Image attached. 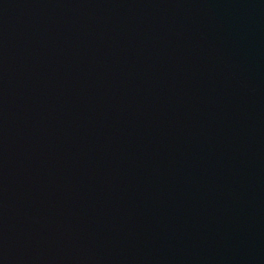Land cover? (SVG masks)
I'll list each match as a JSON object with an SVG mask.
<instances>
[{
    "label": "water",
    "instance_id": "water-1",
    "mask_svg": "<svg viewBox=\"0 0 264 264\" xmlns=\"http://www.w3.org/2000/svg\"><path fill=\"white\" fill-rule=\"evenodd\" d=\"M0 264H264V0H0Z\"/></svg>",
    "mask_w": 264,
    "mask_h": 264
}]
</instances>
